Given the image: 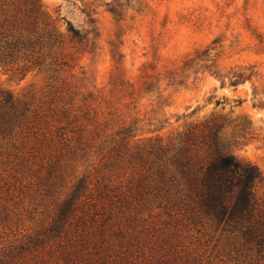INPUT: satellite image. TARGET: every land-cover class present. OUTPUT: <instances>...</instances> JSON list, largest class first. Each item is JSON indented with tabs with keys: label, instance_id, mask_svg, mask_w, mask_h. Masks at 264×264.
<instances>
[{
	"label": "rangeland",
	"instance_id": "rangeland-1",
	"mask_svg": "<svg viewBox=\"0 0 264 264\" xmlns=\"http://www.w3.org/2000/svg\"><path fill=\"white\" fill-rule=\"evenodd\" d=\"M40 5L63 35L54 49L58 62L24 76L16 65H0V90L26 110L19 122L39 120L37 136L19 128L0 136V260L11 243L48 220L46 202L22 187L45 175L42 153L56 148L49 134L62 124L86 136L134 125L138 136L132 144H148L155 138L170 142L190 124L213 118L225 123L220 151L259 168L258 193L264 197V0H40ZM114 7L121 19L110 11ZM68 22L84 34L97 28L93 52L71 41ZM208 48H214L210 57L172 80L171 72L180 74L187 59ZM204 58L214 59L213 71L243 67L255 75L236 86L228 79L223 84L199 67ZM35 138L39 152L32 148ZM22 142L30 154L24 167ZM194 155L201 160L209 153L201 147ZM189 236L197 248L212 249L220 240L208 224H198Z\"/></svg>",
	"mask_w": 264,
	"mask_h": 264
},
{
	"label": "trees",
	"instance_id": "trees-1",
	"mask_svg": "<svg viewBox=\"0 0 264 264\" xmlns=\"http://www.w3.org/2000/svg\"><path fill=\"white\" fill-rule=\"evenodd\" d=\"M110 11L121 19V10ZM67 35L92 52L99 38L96 27L84 34L71 22ZM62 38L40 0H0V65H16L24 76L56 64L54 49ZM213 49L196 52L180 74L171 72L172 80L185 77ZM199 67L232 86L255 75L243 67L227 74L213 71L212 58ZM25 113L0 90V136L17 128L37 136L39 120L19 122ZM224 127L212 118L190 124L170 142L155 138L132 144L138 136L134 125L89 136L58 125L49 134L56 148L42 153L45 175L22 187L24 194L46 202L48 220L11 243L0 264H264L262 173L220 151ZM35 140L32 148L39 152L40 138ZM24 147L25 142L18 147L23 167L30 161ZM201 147L209 156L198 160L194 152ZM198 224L219 233L212 249L188 242Z\"/></svg>",
	"mask_w": 264,
	"mask_h": 264
}]
</instances>
